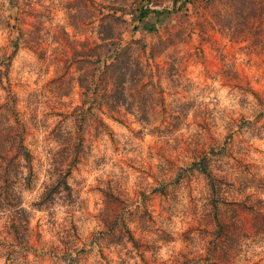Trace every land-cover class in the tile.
<instances>
[{
  "label": "rangeland",
  "instance_id": "rangeland-1",
  "mask_svg": "<svg viewBox=\"0 0 264 264\" xmlns=\"http://www.w3.org/2000/svg\"><path fill=\"white\" fill-rule=\"evenodd\" d=\"M139 1L0 0V124L32 154L0 180V264H264V0H152L145 26ZM98 5L138 65L119 112L81 114Z\"/></svg>",
  "mask_w": 264,
  "mask_h": 264
},
{
  "label": "trees",
  "instance_id": "trees-1",
  "mask_svg": "<svg viewBox=\"0 0 264 264\" xmlns=\"http://www.w3.org/2000/svg\"><path fill=\"white\" fill-rule=\"evenodd\" d=\"M185 2V1H183ZM179 0L172 1V7H177ZM101 23L99 29L108 31H98V41L94 48L89 52L77 51L73 54L72 60L89 64L92 71L83 74L77 78L81 89L82 104L76 108L81 114L93 110L106 109L109 112L117 111L126 104V80L127 74L132 66L138 63L133 58L132 50L139 48L140 43L136 39H124L123 32L127 29L128 21L122 16L116 14V10L110 7L98 5ZM107 11L104 14V11ZM173 11V10H172ZM171 12L169 7L154 5L152 0H140L136 8H130L128 14L131 15V21L139 23L141 26L147 25L149 14L155 16ZM122 25V27H120ZM138 25H134L137 28ZM22 38V34L19 37ZM16 46V43H14ZM15 49L10 54L2 53L0 55V83L3 87L8 85V72L11 65ZM9 92V89H7ZM17 129H10L12 126L4 123L0 124V180L9 184L13 183L19 166L18 159H23L30 167L32 154L24 143V130L21 123L17 121ZM210 181L214 179L207 168V164L199 167ZM62 177L64 176L61 175ZM65 182V179H63ZM214 188V184H211Z\"/></svg>",
  "mask_w": 264,
  "mask_h": 264
}]
</instances>
